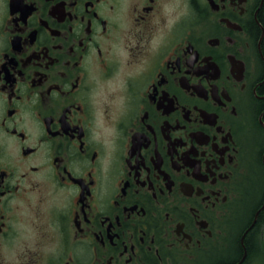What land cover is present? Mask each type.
Returning <instances> with one entry per match:
<instances>
[{"label": "flooded vegetation", "instance_id": "1", "mask_svg": "<svg viewBox=\"0 0 264 264\" xmlns=\"http://www.w3.org/2000/svg\"><path fill=\"white\" fill-rule=\"evenodd\" d=\"M0 264H264V0H0Z\"/></svg>", "mask_w": 264, "mask_h": 264}]
</instances>
